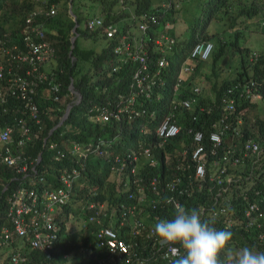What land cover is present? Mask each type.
<instances>
[{
  "label": "clouds",
  "instance_id": "9594fccd",
  "mask_svg": "<svg viewBox=\"0 0 264 264\" xmlns=\"http://www.w3.org/2000/svg\"><path fill=\"white\" fill-rule=\"evenodd\" d=\"M87 1L90 2L91 8L85 6ZM117 4L119 8H117ZM66 5L67 13L73 21V25L68 32L70 49L74 46V42L77 44V36L87 40L86 37L90 34L91 37L95 36V38H92V42L97 40L98 43L99 39H104V45L101 46L110 44L113 61L112 71L120 68L122 64L127 65L128 68L131 64L136 65L131 66L130 81L127 84L126 91L117 92L116 95L106 92L105 99L102 97L100 101L89 100V106L85 107L81 114L91 123L105 125L110 120L115 121V128H113L109 138L106 135H98L88 141L92 144L97 155L106 158L107 165L111 169H118L116 172L125 171L131 177L139 173V179L134 180L135 182L139 181L138 191H143L145 187L141 183L142 176L149 178L148 184L152 189L155 188V183L158 181L157 175H149L150 166L158 162L150 153L152 143L155 142L160 145L171 139L182 125L176 120L174 110L177 108V104L175 102H171L169 105L166 104V107L160 105L161 109L157 113L155 107L150 108L151 110L148 111L141 108V99L150 96L152 92H155V98L158 101L160 100L159 95L161 94L155 90L153 91L152 88L156 79L160 78V68L170 62V66L175 69V81H179L185 86L189 85L190 89L197 95L198 99L194 101H192V97H185L181 100L183 108L189 110V115L185 114V119L198 121L200 125V127H194V129L189 124L185 127L186 133L191 134L192 140L195 141L189 152L193 166L191 174L199 181L196 183V187H202V190H204L203 186H208L207 183L203 182L205 176H207L208 181L214 180V191L209 199H206V195L202 196L201 202L198 203V209L191 210L176 203L173 199L165 197V203L174 204V216L171 220H158L152 230V236L155 237L157 243L173 249V255L165 257L170 262L164 264H222L219 254L224 258L223 264H264V252L259 251L261 243L256 245L255 248L243 245L237 247L238 239L230 231L233 228L235 233L243 238L244 235L241 232H247L248 226L264 215V144L262 143L264 139H261L262 136L259 134L258 136L251 134L258 131L256 118L264 116V98L261 92L252 86L253 81L241 78V81L234 84V88L224 87L222 94L219 95L216 91L214 94L211 89L212 83L217 84L221 80L219 78L210 85L211 98L204 97L201 86L189 79V75L196 70V65H187L185 61L191 57L195 60L208 57L212 47L211 42L206 41V43H209V48L205 51L204 56H201L200 52L193 53L197 43H200L202 47L206 44L203 40L202 42H196L189 54L179 57L176 54L177 52L170 48V45L176 40L173 35L168 33L172 23L164 19L163 24L158 25L162 20L158 19V15L149 13L148 6L142 8L134 4L133 0H83L78 9L88 7L89 13L83 20L77 21L75 13L72 12L70 0H67ZM177 5V3L173 5L171 0H165L158 9L164 12V7L168 10V13L170 10L175 12L177 11ZM102 6L108 7L107 13L109 14L114 9V16L106 19L101 10ZM50 8L53 10L50 11ZM40 10L41 7L36 8L32 11V14ZM56 10V3L49 2L43 13L47 16L55 13ZM85 12H87V8ZM126 19H129L130 22L125 23ZM150 23H156L158 27L150 25ZM42 32V39L49 44L45 31L42 30ZM49 46L51 52L48 54V58L52 62L54 48L50 44ZM150 47L159 54L155 66L152 65V71L151 60L147 54ZM257 53V50H252L251 58L257 56ZM224 56L225 60L223 62L220 60V63L224 67H228L227 55ZM48 58L45 63L48 62ZM70 59L73 60L74 56L72 55ZM173 59L177 60L174 67ZM180 63H184V69L190 71L188 76H181ZM37 67L38 70L45 73V79L32 95L34 103L32 114L24 113L21 115L17 113L18 117L13 116V122L12 120L5 122L11 126H16L18 129L28 127L29 133L30 129L38 130V133L45 136L47 140L42 147L41 140L33 139L37 142L32 144V149L29 151L31 155L28 159L33 161L35 171L27 176L22 177L13 165L4 164L0 160L3 170H11V175L7 176L0 185L1 211L7 206L8 195L15 192L20 186L36 187L40 185V188H47L48 192L46 194L57 191L58 187L53 186L55 181L53 177L45 175L47 172L50 173L51 169L49 164L42 160L45 154L44 150H53L50 153L52 156L51 161H57L63 155L61 153H67L68 158L71 155H76L75 160H77V157L85 155L90 146L80 145L75 140L65 137L62 139L66 141L65 148L63 150L55 149L56 141H58L67 125L64 121L71 113L72 107L75 108L81 100L83 101V94L75 88L73 78H70L69 82L64 84L58 75L50 69H46L44 64L39 63ZM232 90L234 93L228 95ZM191 101L195 102V106L192 105ZM244 101H247V104L241 105ZM253 102L258 105L256 108L248 106L249 103ZM10 103L11 101H6L5 107L10 109L11 112L12 105ZM13 103H18V101H13ZM161 103L163 104L162 101ZM217 108L218 111H216ZM0 113L4 114L5 112L1 111ZM141 113L152 115L154 119L151 118L150 121L142 120L140 118ZM4 124L2 123V125ZM170 125H174L176 128H172ZM195 131L201 133L200 139L194 137ZM13 134L12 127V137ZM226 136L232 137L230 141L231 149L238 150L236 147L241 144L243 148L247 149L245 152L247 156L240 159L233 155L230 159L229 151H222L216 158H212L211 162L215 167L213 171L207 173L205 164L208 157L214 153V147L219 145L221 139ZM49 141L55 142L54 147L47 145ZM73 145H76L77 149H73ZM207 145H209L208 149L206 148ZM198 146H201L199 149L200 156L192 155V152ZM3 147L4 143L0 142V156ZM35 149L40 150L38 158L35 157ZM237 162L241 163L240 167H233ZM197 165H201L202 169L200 171L196 170ZM57 166V171L59 169H65V171L75 170L76 177L71 183L74 184L78 180L80 172L74 165L61 166L58 162ZM235 172L242 174L241 176H234ZM232 179H237L236 197L240 196L238 199H231L225 194L226 187ZM4 185L5 188H3ZM166 186L171 188L172 184L167 183ZM69 198L67 193L65 200L59 206L54 205L51 211L56 221L60 220L65 225L69 223L68 219L71 217H69L68 212L63 213L62 205L67 204ZM158 202L159 196L151 198V210L156 211L159 209ZM77 203L80 204L81 202L77 201ZM207 215H209V218H206ZM221 215H223L222 223L225 229L219 230V221L217 220L218 216ZM87 221L90 220L84 218L80 227H85ZM145 236L151 242L153 241L148 233H145ZM96 238V248L89 247L87 249L88 255L96 257L95 264H97V261L103 260L111 264L109 257H113L117 264H156L157 262L162 264L164 256H156L153 251L152 258H144L145 262L141 261V250L136 244L138 239H135L133 244L128 242L129 245L125 252L116 254L109 253L107 247L99 243L97 234ZM247 241L250 242V240ZM175 245H179L184 250L183 254L180 253L179 249L173 247ZM229 245L236 249L226 248ZM100 246L105 248L107 257L97 259V249H100ZM52 256L55 257L56 255ZM56 263L58 264V261Z\"/></svg>",
  "mask_w": 264,
  "mask_h": 264
},
{
  "label": "trees",
  "instance_id": "16d2710c",
  "mask_svg": "<svg viewBox=\"0 0 264 264\" xmlns=\"http://www.w3.org/2000/svg\"><path fill=\"white\" fill-rule=\"evenodd\" d=\"M82 1L70 0L72 12L75 13L77 21L83 20L89 13V11L84 13L81 9H78ZM164 1L133 0L134 4L142 8L148 6L149 13L158 15V19L162 20L158 25H162L164 19L172 23L168 33L173 35L176 40L170 45V48L177 52V56L184 57L189 54L196 42H202L203 40L205 43L206 41L211 42L212 47L209 56L203 59L197 58L196 61L197 68H201L218 79L221 78L217 84L212 83L211 85L214 94L215 91L219 95L222 94L224 87L234 88V84L243 78L252 80V86L257 88L264 98V50L257 49V56L251 58L252 50L249 45L243 42L245 40L244 30L264 34V0H187L188 2H195L193 6L195 5L197 9L191 6V11L184 12L187 19L186 25L178 27L175 24L176 15H178V10L184 7L182 1L186 0H171L173 5H176V3L178 5L177 11L170 10L169 13L164 7V12L158 9ZM49 2H55L57 10L55 13L46 16L43 11L48 7ZM66 3L67 0H0V40L3 45L18 44V47L23 49L22 27L26 24L40 25L42 23V30L45 31L49 44L53 46L54 53L52 62L48 58L47 63L42 61L40 64H44L46 69L56 73L64 84L68 83L70 78H73L75 88L83 94V101L81 100L75 108L72 107L71 113L64 121L69 128L67 129L66 125L64 132L56 141L55 149L63 150L66 141L62 139L68 137L80 145H90L85 155L77 157V160H75L76 155H71L68 158L67 153H61L63 155L57 161H51L52 156L50 153L53 150H44L45 154L42 159L49 164L51 169V174L47 172L45 175L53 177L55 180L53 186L56 188L62 185L65 186L58 177V174H60L56 170L58 162L61 166L74 165L80 172L78 180L74 184L70 183L68 191V197L70 198L66 202L67 204L62 205L63 213L68 212L69 217L76 218V220L74 225L69 223L65 225L60 220L57 222L58 239L52 247L51 254L59 255V257L66 254L68 259H65V261L70 264H95L96 257L88 255L87 249L89 247L96 248V234L99 232V228L108 227L116 233L118 238L130 244H133L135 239L142 238L145 233H148L155 243L152 251L155 252L156 256H161L166 252L167 246L159 245L156 242L155 237L152 236V230L158 220H171L174 216V204L165 203V197L173 200L176 197L171 188L166 186L167 183L175 185L181 190V197H177L176 201H179V204L188 210L198 209L201 197L206 195V199H209L214 191V180L208 181L207 176H205L203 182L207 183L208 186H203L204 190H202V187H196V183L199 181L191 174L193 166L189 152L195 141L192 140L191 134L186 133L185 127L189 124L194 129V127H200V125L198 121L185 119V114L189 115V110L183 108L181 100L185 97H192V101H194L198 99L197 95L190 89L189 85L185 86L181 82L175 81V69L170 66V62L160 68V78L156 79L152 86L153 91L155 90L161 94L159 95L160 100L158 101L155 98V92H152L150 96L141 99V108L148 111L151 110L150 108L155 107L157 113L161 109L160 105L166 107V104L169 105L171 102H175L177 104V108L174 110L176 120L182 125L171 139L160 145L155 142L152 143L150 153L158 162L150 166L149 175H157L158 181L155 183V188L152 189L148 184L149 178L142 176L141 183L145 187L143 191H138L139 181L135 182L134 180L139 179V173L131 177L125 171L116 172L118 169H111L107 165L106 158L97 155L92 144L88 141L98 135H106L109 138L113 128H115V121L110 120L105 125L91 123L81 114L82 110L89 106V100L100 101L102 97L105 99L106 92L116 95L117 92L126 91L127 84L130 81L131 66L136 65L131 64L128 68L127 65L122 64L120 68L112 71L113 61L110 44L100 48L97 46L96 49L93 46L82 47L74 42V46L70 49L68 32L73 25V21L67 13ZM39 7H41V10L32 14V11ZM107 8L102 6L101 9L106 19L114 16V9L109 14ZM117 8H119L118 4ZM27 17H30L28 22H26ZM150 25L158 27L156 23H150ZM86 38L92 42V38H95V36L91 37L88 34ZM10 52L14 53V50L10 49ZM147 54L151 60L152 71V65L155 66L159 54L151 47L148 49ZM72 55L74 56L73 60L70 59ZM224 55H227L226 61H229V56H237L238 59L233 64L234 73H223L227 70L220 63L221 57ZM7 56L8 53L3 54L4 58ZM191 58L193 59V57ZM230 66L231 64L228 68ZM215 81L217 80L213 82ZM232 93H234L233 90L228 95ZM244 104H247V101L241 103V105ZM192 105L195 106V102H192ZM248 106L256 108L258 105L253 102L249 103ZM218 110L217 108L216 111ZM13 116L18 117V114L12 110L10 112V109L4 114L0 113L2 123L11 120L13 122ZM152 117L147 113L140 114L142 120L150 121ZM256 120L258 131L251 134L257 136L259 134L262 136L261 139H264V116L256 118ZM1 121L0 126L2 125ZM231 138V136L222 138L219 145L214 147V153L208 157L205 164L207 173L214 170L215 165L211 162L212 158H216L222 151H229L230 159L233 155L240 159L247 156L245 154L247 149L243 148L241 144L236 147L238 150L231 149ZM262 143L264 144V140H262ZM206 148L208 149L209 145ZM31 149L32 147L28 144L26 150L30 151ZM240 164V162H237L233 167L239 168ZM241 174L235 172L234 176H241ZM9 175H11V170H3V166L0 164V185ZM236 183L237 179H232L226 187L225 194L231 199L237 198ZM158 196L159 209L153 211L150 207L151 198ZM72 201L76 203L74 204ZM77 201H80L82 205ZM89 203H93V207H89ZM87 216L92 219L85 223V227H80ZM206 218H209V215ZM222 218L223 215L218 216L219 230L225 229L223 228ZM3 222L4 217L0 215V224ZM7 229L10 237L7 239L5 246H0V260L5 258L8 252L11 253L21 250L22 247H28V241L23 237H18L12 225L8 224ZM247 229V232H241L244 235L243 238L237 235L233 228L230 229L233 236L238 239L237 247L243 245L255 248L256 245L261 243L259 251L264 252V215L248 226ZM135 231L141 233L137 234ZM247 240H250V242L248 243ZM176 246L183 254L184 250L179 245ZM226 248L236 249L232 245ZM42 256L43 253L39 249H32L27 252V257L31 261L38 258L43 262ZM96 256L97 259L107 257V252L103 246L97 249ZM69 259H72V262ZM108 259L112 261L113 257ZM219 259L223 264L224 258L221 254H219ZM142 262L145 261L142 260ZM165 262H170V260L164 257L162 263Z\"/></svg>",
  "mask_w": 264,
  "mask_h": 264
},
{
  "label": "built area",
  "instance_id": "2783aa9c",
  "mask_svg": "<svg viewBox=\"0 0 264 264\" xmlns=\"http://www.w3.org/2000/svg\"><path fill=\"white\" fill-rule=\"evenodd\" d=\"M52 10L50 8V11ZM29 19L30 17H27L26 22ZM21 33L24 40L23 49L19 48L18 44L11 46L10 43L5 46L0 40V112L8 110L5 103L9 100L11 101L12 110L17 111L16 113L31 115L34 108L32 95L45 79V73L38 70L37 65L47 60L51 47L48 42L42 39L43 32L40 25L26 24L22 27ZM195 46L193 53L200 52V55L204 56L205 51L209 48V43H206L203 47L200 43ZM10 49H13L14 53L10 52ZM4 53H8L6 58L3 57ZM13 101H18V103H13ZM170 126L176 128L174 125ZM12 127L14 130L13 137L11 136ZM38 132V130L30 129L29 133L28 127L18 129L16 126L7 123L0 126V142L4 143L0 160L4 164L13 165L22 177L35 171L33 161L28 159L31 154L24 149L25 146L29 142L32 146L33 143L37 142L33 139H39L42 141L43 147L47 140L45 136ZM194 137L200 139L201 133L195 131ZM47 145L54 147L55 142L49 141ZM200 148L201 146L196 147L192 155L200 156ZM73 149H77V146L73 145ZM39 155L40 150L35 149V157L38 158ZM201 169V165L196 166L197 171ZM59 172L58 177L65 186H58L56 192L46 194L48 192L46 187L40 188V185L27 187L24 185L8 195L7 206L2 211L0 210V215L4 217V222L0 224V246H5L7 239L10 237L7 229V225L10 224L18 237H23L28 241V247H22L21 250L11 253L8 252L5 258H1L0 264H57L51 250L58 239V223L51 211L54 205L59 206L65 200L70 183L76 177L75 170L65 171V169H59ZM3 188H5V185ZM89 206H93V203H89ZM91 216L93 217V215ZM87 219L91 220L92 218L88 216ZM98 231L99 243L105 245L109 253L119 254L127 250L129 243L118 238L110 228L100 227ZM152 243L155 245L153 241ZM173 247L178 249L176 245ZM32 249L41 250L43 262L38 258L32 261L29 260L27 252ZM171 255H173V249L166 247V252L161 256ZM97 264H109V262L106 263L103 260L97 261ZM111 264H117L114 258Z\"/></svg>",
  "mask_w": 264,
  "mask_h": 264
},
{
  "label": "rangeland",
  "instance_id": "374dc122",
  "mask_svg": "<svg viewBox=\"0 0 264 264\" xmlns=\"http://www.w3.org/2000/svg\"><path fill=\"white\" fill-rule=\"evenodd\" d=\"M195 2L191 1V2H188L187 0L186 1H182V5H184V7L182 8H178V12L176 15V22L175 24H177V27L178 26H181V25H186V16L184 15V12H187V11H191L190 7L192 6L194 9H197L196 6L194 4ZM85 6H90V2L87 1V3L85 4ZM87 8V11H89V8ZM86 8L85 7H81L80 9L85 12L86 11ZM127 22H130L129 19H126L125 23ZM118 24V23H116ZM80 25V24H79ZM176 27V28H177ZM244 39L243 42H245L247 45L250 46L251 50H257V49H263L264 50V34L261 35L259 32H251V31H248V30H244ZM77 45L79 46H82V47H95L96 48V45H104V39H99L98 40V43H97V40L91 42L89 39L85 40L83 39L81 36H77ZM97 49V48H96ZM237 56L234 55V56H229V64H231V66L228 68V67H225L227 70H225L223 73H234V68H233V64L236 63L237 61ZM172 61V60H171ZM177 62V60H174L173 59V67H174V63ZM185 64L187 65H192V66H195L196 65V70H194L192 72V74L189 75V79H192V81L198 85L201 86L202 88V95L204 97H209L211 98L212 96V91L210 89V85L211 83L214 81V80H218L217 77L211 75L210 73L208 72H205L203 71L201 68H197V61L195 59H192V58H188L186 61H185ZM184 63H180V74L181 76L183 77H186L188 76L189 72L190 71H187L184 69V66L185 65ZM205 72V73H204ZM171 190L174 192L175 194V202L176 203H179V201H176V198L177 197H181V190L176 187L175 185H172L171 186ZM82 205V203H80ZM76 218H69L68 219V222L71 223L72 225H74V222H75ZM150 230V229H149ZM135 233L137 234H140L141 232L140 231H135ZM136 244L140 247V250H141V261L144 260V258H152L153 254H152V249H153V243L144 235L142 238H138ZM164 264V263H162Z\"/></svg>",
  "mask_w": 264,
  "mask_h": 264
},
{
  "label": "crops",
  "instance_id": "0c3cea01",
  "mask_svg": "<svg viewBox=\"0 0 264 264\" xmlns=\"http://www.w3.org/2000/svg\"><path fill=\"white\" fill-rule=\"evenodd\" d=\"M55 259H56V261H58V264H70V263H68V262L65 261V259H68V256L66 254H62L61 257H59V255H56L55 256ZM71 260L72 259H69V261H71Z\"/></svg>",
  "mask_w": 264,
  "mask_h": 264
},
{
  "label": "water",
  "instance_id": "95a60500",
  "mask_svg": "<svg viewBox=\"0 0 264 264\" xmlns=\"http://www.w3.org/2000/svg\"><path fill=\"white\" fill-rule=\"evenodd\" d=\"M225 60V56L221 59V62H223Z\"/></svg>",
  "mask_w": 264,
  "mask_h": 264
}]
</instances>
